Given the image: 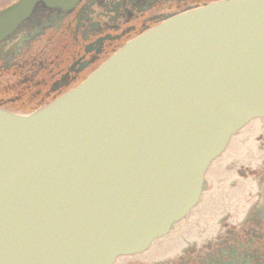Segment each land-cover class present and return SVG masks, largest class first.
<instances>
[{
	"label": "water",
	"instance_id": "1",
	"mask_svg": "<svg viewBox=\"0 0 264 264\" xmlns=\"http://www.w3.org/2000/svg\"><path fill=\"white\" fill-rule=\"evenodd\" d=\"M79 0H20L0 43ZM264 118V0L212 3L135 39L29 116L0 111V264H114L198 203L229 140Z\"/></svg>",
	"mask_w": 264,
	"mask_h": 264
},
{
	"label": "flooded vegetation",
	"instance_id": "2",
	"mask_svg": "<svg viewBox=\"0 0 264 264\" xmlns=\"http://www.w3.org/2000/svg\"><path fill=\"white\" fill-rule=\"evenodd\" d=\"M18 1L3 0L0 13ZM220 1L228 0H79L37 39L0 43V111H41L171 16ZM114 264H264V119L249 121L211 163L187 217Z\"/></svg>",
	"mask_w": 264,
	"mask_h": 264
},
{
	"label": "rangeland",
	"instance_id": "3",
	"mask_svg": "<svg viewBox=\"0 0 264 264\" xmlns=\"http://www.w3.org/2000/svg\"><path fill=\"white\" fill-rule=\"evenodd\" d=\"M3 0H0V3L2 2Z\"/></svg>",
	"mask_w": 264,
	"mask_h": 264
},
{
	"label": "bare ground",
	"instance_id": "4",
	"mask_svg": "<svg viewBox=\"0 0 264 264\" xmlns=\"http://www.w3.org/2000/svg\"><path fill=\"white\" fill-rule=\"evenodd\" d=\"M79 88V87H78Z\"/></svg>",
	"mask_w": 264,
	"mask_h": 264
}]
</instances>
